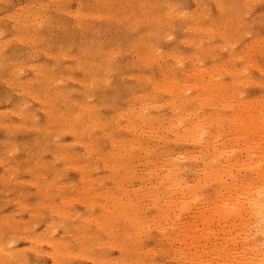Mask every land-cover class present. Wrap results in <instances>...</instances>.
<instances>
[{
  "label": "bare ground",
  "instance_id": "6f19581e",
  "mask_svg": "<svg viewBox=\"0 0 264 264\" xmlns=\"http://www.w3.org/2000/svg\"><path fill=\"white\" fill-rule=\"evenodd\" d=\"M8 4L0 0V264H194L209 231L190 216L264 219L256 180L241 191L248 205L229 196L207 216L218 171L207 174L209 156L186 145L205 143L218 112L264 132V0ZM162 61L168 70L153 76ZM243 83L260 90L245 96ZM162 130L175 138L149 141ZM201 161L204 177H190ZM259 225L254 251L264 250ZM171 233L197 252L175 247Z\"/></svg>",
  "mask_w": 264,
  "mask_h": 264
},
{
  "label": "rangeland",
  "instance_id": "374dc122",
  "mask_svg": "<svg viewBox=\"0 0 264 264\" xmlns=\"http://www.w3.org/2000/svg\"><path fill=\"white\" fill-rule=\"evenodd\" d=\"M6 1L9 4L5 7H8L9 5H12V4L18 2L19 0H6ZM72 4H74V3L72 2ZM193 7H194V4L191 2L190 8H193ZM259 9H261V7H259ZM98 22L99 21H97V23ZM162 62H163V69L161 71L154 70L152 72L153 76H163L164 73H166V71L168 70V67H167L168 63H166V61H162ZM129 78L130 77L128 75L120 74L119 80L124 81V80H128ZM240 86H242L241 87L243 90L242 92L245 96H248L250 94L254 95L255 93H257L260 90L259 87L248 85L247 83L246 84L243 83ZM2 90H3V86L0 84V93L2 92ZM121 92L122 91H120V89L115 90V93L117 95H120ZM1 102H3V101L0 100V103ZM203 114H205V112H203ZM206 114L209 115V113H206ZM217 114H219V112ZM217 114H216V116H217ZM216 116L214 117L216 119V122H214L213 117L211 118L212 120L209 121V123H212V122H214V123H212L209 126L210 132L207 133L208 136L207 135L205 136L206 141L204 144L203 143L197 144L196 142L195 143H189V144L184 143L188 147H190L191 150L198 152L200 154V156H201L200 160L202 159V155H204V154H205L204 157H206L207 155L209 156L208 158L206 157L207 174L209 173V171L214 170V169H216L218 171V173L215 172V175L218 176L217 177L218 180L208 179V184H207L208 190L206 191L207 192L206 193V199L207 200H205V202L202 204L204 210H206L207 216L213 214L216 210L215 208L220 206L219 202L222 204L223 199L228 198L229 196H230L229 197L230 199H228V200H230L232 202H235V200L238 201V199H240L241 201H245L244 203H246V205H248V202H247L248 198L244 197L245 195H243V193H242L245 190V188L247 189L246 186L249 184L250 181L254 182V180L258 181V183L264 182V163H263L264 162V132H263V130L262 129H254V130L248 132V131H245L241 128H237V126L234 123V120H232L233 119L232 117L230 118L229 116L228 117L225 116L226 118L221 117L220 119H217L219 116L218 117H216ZM222 118H223V120H221ZM236 119H238V118H236ZM238 121H243V119L238 120ZM261 126H263V129H264V121L261 123ZM139 132H138V137H142V138H148L149 137L148 136V134H150L149 131L145 132L144 130L143 131L140 130ZM254 133H257L258 135L254 134ZM262 134H263V136H262ZM215 135H216V137H214ZM254 135H255V137H254ZM164 138H168V139L175 138V132L172 130H170V132H169V130H162L160 132V136H158L156 141H153L152 139H149V141H152V143L156 142V143L162 144L165 141ZM153 139H154V137H153ZM181 140H183V139H181ZM181 140L178 141V143H180ZM184 157L185 156H183L184 161L186 163H190L189 158H186V157L184 158ZM207 163H208V165H207ZM158 164H159V166H158ZM162 164H163V162H162V160H160V161H158V163L156 165V167L158 166L157 168L160 171H162V169L164 170V167ZM251 164L258 166V169H252L249 166ZM203 165H204V162H202V161L199 162L198 165L194 164L193 167H192V165H190V168L188 169L187 174L190 177H194V176H198V175L204 177V173L201 172L202 171L201 166H203ZM137 167L141 171H142V169H144V168H142L144 166L140 165V164H138ZM212 176H214V175H212ZM209 177H210V175H209ZM157 180H158V182H155V184H157V186L161 187L162 186L161 181L159 179H157ZM233 184L235 185V187ZM226 185L230 186V187H226ZM161 189H163V188H161ZM218 191L220 194L218 199H220V200L215 201L213 199V197L211 196V193L213 192L215 194ZM238 192H240V193L238 194ZM246 192H247V190H246ZM241 196H242V198H241ZM146 198H149V197H146ZM232 198H234L235 200ZM217 201H219V202H217ZM204 204L205 205L207 204V205L204 206ZM222 206H223V204H222ZM229 206L230 205H228V208L232 209L231 206L230 207ZM243 212L240 211L241 214L230 212L229 213V215L231 214L230 217H228L225 220L219 219L217 216L216 218L214 217L215 220L212 219L211 221H207V224L204 223L202 221V219H200L199 216H196L199 218H196L195 216L189 217L190 221H194V220L197 221L199 228L207 226V231H209L207 236H205L203 238V240L200 241V243L202 245L201 251L197 253L196 259L194 260V264H199V263H202V264L203 263L204 264H264V250L254 251L250 248V244L253 246L258 240V238L256 236L257 235L256 232H258V229L261 228V225H259V224H261V223L264 224V219L260 222V221H258L257 217L252 212H250L249 210H244ZM194 215H195V213H194ZM197 215H199L198 212H197ZM245 217H246V219H245ZM174 218H175V216H174ZM168 221L170 222L169 225H171L174 222V219L170 218ZM245 222H246V224H245ZM258 222H260V223H258ZM253 224L255 225V227ZM253 227L255 229H253ZM248 231H249V233H248ZM199 233H202V232H199ZM175 235L177 236V238ZM171 236L174 240L173 245L175 247L183 246V247H186L187 251H190V250L194 251L195 245H193V244H195L196 241L190 240V242L192 241L191 243L187 242L183 245L182 244V241H184L183 235L171 233ZM249 241L251 243H249ZM246 244H248L249 246ZM188 247H189V249H188ZM213 247H216V249L214 250ZM210 248L212 250H210ZM195 250H196V248H195ZM242 251H244L245 253H242ZM196 252H197V250H196ZM240 253H242V255L246 254V255H243L244 258L241 259ZM238 254H240V255H238ZM199 255H200V258L202 260L199 259ZM260 255L262 256V258ZM246 258H248V259H246ZM259 259H260V261H258ZM204 260H206L208 262H205Z\"/></svg>",
  "mask_w": 264,
  "mask_h": 264
}]
</instances>
